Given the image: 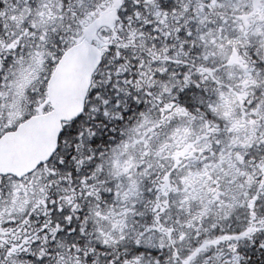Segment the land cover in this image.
<instances>
[{"label":"snow or ice","instance_id":"obj_1","mask_svg":"<svg viewBox=\"0 0 264 264\" xmlns=\"http://www.w3.org/2000/svg\"><path fill=\"white\" fill-rule=\"evenodd\" d=\"M0 264H264V0H0Z\"/></svg>","mask_w":264,"mask_h":264}]
</instances>
